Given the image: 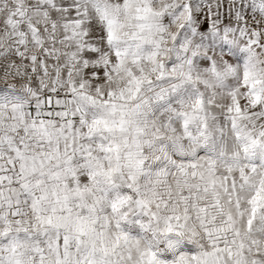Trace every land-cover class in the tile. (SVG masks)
I'll use <instances>...</instances> for the list:
<instances>
[{
    "label": "snow or ice",
    "instance_id": "obj_1",
    "mask_svg": "<svg viewBox=\"0 0 264 264\" xmlns=\"http://www.w3.org/2000/svg\"><path fill=\"white\" fill-rule=\"evenodd\" d=\"M0 264H264V0H0Z\"/></svg>",
    "mask_w": 264,
    "mask_h": 264
}]
</instances>
